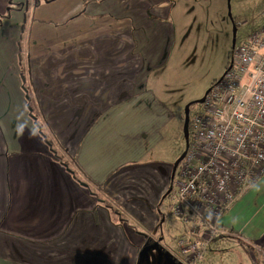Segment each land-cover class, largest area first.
I'll return each instance as SVG.
<instances>
[{
    "label": "crops",
    "instance_id": "1",
    "mask_svg": "<svg viewBox=\"0 0 264 264\" xmlns=\"http://www.w3.org/2000/svg\"><path fill=\"white\" fill-rule=\"evenodd\" d=\"M12 1L21 5L10 9L9 0H0V264H137L141 247L153 242L147 233L174 248L163 229L174 159L155 150L167 111L148 85L174 34L168 20L174 3ZM30 9L31 19L42 23L38 33L64 29L60 39L73 35V41L33 54L25 24ZM21 30L28 96L16 59ZM104 45L114 49L104 62L94 61ZM219 226L246 242L247 263L264 264L258 257L264 250V173L233 200ZM175 227L178 236L185 233L179 220ZM223 244L215 240L211 247Z\"/></svg>",
    "mask_w": 264,
    "mask_h": 264
},
{
    "label": "built area",
    "instance_id": "2",
    "mask_svg": "<svg viewBox=\"0 0 264 264\" xmlns=\"http://www.w3.org/2000/svg\"><path fill=\"white\" fill-rule=\"evenodd\" d=\"M263 49L264 21L233 45L224 70L188 120L191 140L173 173L169 200L170 214L185 233L176 238V248L162 245L176 264L202 257L223 231L221 215L264 173ZM146 238L160 244L152 233ZM259 253L264 257V250Z\"/></svg>",
    "mask_w": 264,
    "mask_h": 264
},
{
    "label": "rangeland",
    "instance_id": "3",
    "mask_svg": "<svg viewBox=\"0 0 264 264\" xmlns=\"http://www.w3.org/2000/svg\"><path fill=\"white\" fill-rule=\"evenodd\" d=\"M172 2L174 6L168 20L174 24V34L173 37L166 38L164 52L160 56V59L163 58L148 75L149 87L151 86L152 92L165 105L167 111L166 125L160 131L159 140L161 141L155 150L158 155L169 161L175 159L183 151L185 143L191 140L188 120L196 110L200 109L201 104L188 103L199 98L211 81L224 70L226 54L232 39V27L235 26L234 45H236L247 34L251 25L264 19V0H227V2L226 0H172ZM205 5H209V10L203 9ZM31 9L25 19L28 22L25 24L28 36L27 46L30 45L33 54L36 48L46 50L53 47L54 43L68 44L73 41V35L65 41L60 39L63 38L64 29L56 33L48 31L38 33L42 23L31 19ZM23 42L25 46V39H22ZM78 44L79 42L76 45ZM106 46L108 45L101 47L102 55L93 53L94 61L100 63L105 61L110 51L114 49L106 50ZM186 104L188 105L185 140L183 119ZM39 132H42V135L47 134L45 129H40ZM162 204L168 208L167 201H163ZM178 220L170 214L169 218L166 217L163 227L170 234L169 237H165L167 232L164 231V240H169V245L174 248H176L175 239L178 237L175 227ZM222 232L213 236L210 244L208 243L209 249L206 247V253L204 252L205 255L207 251L218 253L209 257L203 254V259L194 264H252L247 263V260L251 258L246 242L224 230ZM215 240H224L226 244H223L221 249H214L215 247L211 246ZM161 247V244L156 243L146 248L138 259V264H174L172 260H167L168 254ZM160 250L164 254H159ZM252 254L255 255L254 250ZM258 256L259 259H264L261 253Z\"/></svg>",
    "mask_w": 264,
    "mask_h": 264
},
{
    "label": "trees",
    "instance_id": "4",
    "mask_svg": "<svg viewBox=\"0 0 264 264\" xmlns=\"http://www.w3.org/2000/svg\"><path fill=\"white\" fill-rule=\"evenodd\" d=\"M40 0H33L32 1V4L34 5V4H36V3H38ZM9 7H10V9H17L20 5H21V2H18V1H12V0H9ZM23 3V2H22ZM24 6L27 8V6H26V4H24ZM26 14V13H25ZM232 18V17H231ZM233 20V19H232ZM22 29V28H21ZM22 35H23V30H21V35H20V37H19V39H18V50H17V53H16V59H17V63H19L18 65H19V78L21 79V86H22V89H23V91H24V93H25V96H28V95H26V84H25V80H26V77L27 78H29V76H28V65L26 66L25 64V66H23V63L25 62L24 61V58H23V54H22V46H23V44H20V43H22V39H23V37H22ZM231 46H230V49L227 51V54H226V56L228 57V55H229V53H230V50H231ZM225 65H226V63H225ZM225 65H224V67H225ZM24 67H25V69H24ZM26 67H27V69H26ZM25 79V80H24ZM214 80V79H213ZM213 80L211 81V83L213 82ZM210 83V84H211ZM41 133V135H42V132H40ZM42 138H43V140L47 143V145H48V149L52 152V154L53 155H56L57 154V149L53 146V142H52V140H50V139H48L47 138V136H45V135H42ZM62 150V149H61ZM69 170V169H68ZM70 172H71V174L74 176V173L71 171V170H69ZM91 192V191H90ZM92 194H94L93 192H91Z\"/></svg>",
    "mask_w": 264,
    "mask_h": 264
},
{
    "label": "water",
    "instance_id": "5",
    "mask_svg": "<svg viewBox=\"0 0 264 264\" xmlns=\"http://www.w3.org/2000/svg\"><path fill=\"white\" fill-rule=\"evenodd\" d=\"M226 2H227V0H226ZM227 7H228V3H227ZM228 14H229V12H228ZM230 16V15H229ZM234 29H235V26H233L232 27V39H231V44H230V46L231 47H233V45H234ZM208 90V87L204 90V93L199 97V98H197V99H195V100H192L191 102H189L188 104H190V103H195V102H201L202 101V99H203V95L206 93V91ZM188 104H186L185 105V112H184V119H183V131H184V137H185V140H186V125H187V105ZM185 146H186V143H185ZM183 153H184V149H183V151L173 160V162H172V164H171V172H170V176H169V178H170V180L172 179V177H173V173H174V168H175V164L178 162V160L182 157V155H183ZM154 244H156L155 242H152V243H149V244H146V245H144L143 247H141V249L139 250V252H138V254H139V257H140V255L144 252V250L146 249V248H148V247H151V246H153ZM158 253L159 254H164V252L162 251V250H160V251H158ZM167 258V260H172L171 258H170V256H168V257H166ZM139 259V258H138ZM173 261V260H172ZM174 262V261H173ZM137 264H138V261H137ZM174 264H176V263H174Z\"/></svg>",
    "mask_w": 264,
    "mask_h": 264
},
{
    "label": "clouds",
    "instance_id": "6",
    "mask_svg": "<svg viewBox=\"0 0 264 264\" xmlns=\"http://www.w3.org/2000/svg\"><path fill=\"white\" fill-rule=\"evenodd\" d=\"M253 188H254L256 191H259V187H258V186L253 185Z\"/></svg>",
    "mask_w": 264,
    "mask_h": 264
},
{
    "label": "flooded vegetation",
    "instance_id": "7",
    "mask_svg": "<svg viewBox=\"0 0 264 264\" xmlns=\"http://www.w3.org/2000/svg\"><path fill=\"white\" fill-rule=\"evenodd\" d=\"M234 21V20H233ZM235 22V21H234ZM178 163V162H177ZM177 163L175 164V168H174V171H175V169H176V167H177ZM172 168V167H171ZM171 186V185H170Z\"/></svg>",
    "mask_w": 264,
    "mask_h": 264
}]
</instances>
